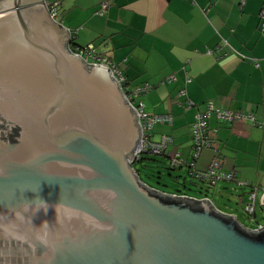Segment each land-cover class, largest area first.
Masks as SVG:
<instances>
[{
  "label": "water",
  "instance_id": "water-1",
  "mask_svg": "<svg viewBox=\"0 0 264 264\" xmlns=\"http://www.w3.org/2000/svg\"><path fill=\"white\" fill-rule=\"evenodd\" d=\"M38 1H0V264H264V228L141 180L136 110Z\"/></svg>",
  "mask_w": 264,
  "mask_h": 264
},
{
  "label": "crops",
  "instance_id": "crops-1",
  "mask_svg": "<svg viewBox=\"0 0 264 264\" xmlns=\"http://www.w3.org/2000/svg\"><path fill=\"white\" fill-rule=\"evenodd\" d=\"M48 1L27 6H46ZM105 3L108 7L101 15ZM60 4L54 21L71 32L70 44H95L131 86L151 85L140 99L147 113L172 118L156 123L151 136L155 142L164 135L172 137L163 154L169 159L180 154L188 166L195 115L209 104L252 114L255 121L220 120L213 113L207 121L210 132L216 130L215 149H204L195 161L199 171L218 159L221 171L237 173L238 181L223 179L216 187L222 181L238 186L249 182L239 177V159L264 164V19L260 15L264 0H60ZM186 165L181 167L189 170ZM258 188L263 196L264 184ZM220 189L230 197L226 187ZM249 193L241 196L244 204Z\"/></svg>",
  "mask_w": 264,
  "mask_h": 264
},
{
  "label": "built area",
  "instance_id": "built-area-1",
  "mask_svg": "<svg viewBox=\"0 0 264 264\" xmlns=\"http://www.w3.org/2000/svg\"><path fill=\"white\" fill-rule=\"evenodd\" d=\"M60 0H51L46 3L50 15L53 19L57 20L60 12ZM108 4H103L99 13L103 15L107 10ZM261 17L264 19V8L260 12ZM73 54H76L83 58L88 64L103 65L110 69L111 75L117 80L121 86L129 104L136 110L138 114V119L141 127L142 137L139 140L138 146L135 151L134 163L140 159L145 154L153 153L157 155H163L167 152V147L172 143V137L169 135L162 136L161 141L155 142L151 139L152 131L154 125L158 122H171L172 118L169 115H155L149 114L145 110V103L140 99V97L151 89L150 84H143L137 86H131L128 82L127 77L122 73L118 66L110 59L106 53L97 52L95 44H88L86 48H70ZM211 52V51H209ZM184 93V91H182ZM220 120H244L248 119L255 121L252 114L246 115L239 111H232L227 109L215 108L213 104L207 106L206 111L198 112L195 115V120L192 125V132L194 137L192 159L188 163V168L190 170V175L198 180H206L212 187H216L220 180H237V173L234 171L223 172L220 170V161L218 159H213L211 164L208 166L206 171L196 170L195 161L200 157L204 149H215L216 141V130L210 132L208 127L207 118L212 114ZM171 164L173 166H183L186 165L185 161L180 154L171 157ZM241 185H249V182H238ZM258 187H254L249 195L248 200L244 205L245 211L251 216L256 217V208L258 203ZM264 194V188H263ZM178 196H186L179 195ZM189 197V196H187ZM196 199V198H195ZM200 200V199H198ZM264 228V223H258L257 226L250 228L252 230L258 231Z\"/></svg>",
  "mask_w": 264,
  "mask_h": 264
},
{
  "label": "rangeland",
  "instance_id": "rangeland-1",
  "mask_svg": "<svg viewBox=\"0 0 264 264\" xmlns=\"http://www.w3.org/2000/svg\"><path fill=\"white\" fill-rule=\"evenodd\" d=\"M154 139V138H153ZM141 162L134 164L139 171L141 180L150 188L167 194L186 193L189 196L201 199L210 198L215 207L224 211L232 212L238 217L241 224L248 228L257 226L258 223H264V206L261 203V191L258 194V203L256 208V217H251L244 209V201L241 196L247 195L254 187L264 184V164L254 163L253 158L249 161L246 158H240L238 168L239 177L248 180L250 185L238 186L236 183L220 182L218 187H211L206 181L195 179L189 174L186 167H173L169 157L166 155L147 154ZM244 163L248 166L245 167ZM250 163V164H249ZM220 185L227 189L230 195L228 197L224 192L221 193ZM246 196H244V200Z\"/></svg>",
  "mask_w": 264,
  "mask_h": 264
},
{
  "label": "trees",
  "instance_id": "trees-1",
  "mask_svg": "<svg viewBox=\"0 0 264 264\" xmlns=\"http://www.w3.org/2000/svg\"><path fill=\"white\" fill-rule=\"evenodd\" d=\"M72 39H74V38H71V40H70V42L72 41ZM88 45H84V46H79V45H72V44H69V48H76V47H78V48H86ZM148 154H153V153H148ZM145 155H147V154H145ZM145 155H143L142 157H140V159L139 160H137L134 164H136V163H139V162H141L143 159H145L146 158V156ZM157 155V154H156ZM170 162H171V160H170ZM134 164H133V166H134ZM171 166H173V165H171ZM184 166V165H183ZM187 166V165H186ZM173 167H181V166H173ZM188 167V166H187ZM138 171V170H137ZM138 173H139V171H138ZM189 174H190V170H189Z\"/></svg>",
  "mask_w": 264,
  "mask_h": 264
},
{
  "label": "clouds",
  "instance_id": "clouds-1",
  "mask_svg": "<svg viewBox=\"0 0 264 264\" xmlns=\"http://www.w3.org/2000/svg\"><path fill=\"white\" fill-rule=\"evenodd\" d=\"M261 199H262V197H261Z\"/></svg>",
  "mask_w": 264,
  "mask_h": 264
}]
</instances>
